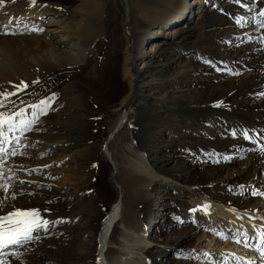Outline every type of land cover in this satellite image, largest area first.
I'll return each mask as SVG.
<instances>
[{
    "label": "bare ground",
    "instance_id": "obj_1",
    "mask_svg": "<svg viewBox=\"0 0 264 264\" xmlns=\"http://www.w3.org/2000/svg\"><path fill=\"white\" fill-rule=\"evenodd\" d=\"M118 1V4L107 2L104 8L102 0H80L74 13H81L83 18H78L77 23L75 20L73 25L68 22L70 28L60 29L55 34L44 29L45 18L50 15L56 20L58 17V23L70 19L61 13L62 8L58 4L42 0H36L34 6L31 0H6L0 4V91L5 88L12 91V84L27 82L30 87L12 97L24 107L57 93L47 115L40 116L39 123L34 126L40 131L25 133L28 142L22 137V142H33L36 149L20 151L34 153L33 156L48 153L55 158V164L69 158V166L58 173L67 184L64 189L57 190L58 204H49L44 195L17 196L15 201L0 209V214L11 210L13 203L16 207L38 208L50 220L64 218L67 221L53 227L50 235L63 236L73 232L71 241L82 242L81 248L85 246L84 253L77 251L72 255L69 252L70 256L58 249L57 254L49 253L53 243L45 240L49 235L41 233L42 238L37 241L39 247L33 243L27 245L31 251L25 252L22 260L26 264H211L207 262L208 258L215 253L216 258L210 259L215 263L246 264L248 259H255L259 264V253L254 246L248 245H255L257 230L264 229V214L261 213L264 200L262 197H246L244 200L245 197H240L243 195L237 196L236 192L230 195V191L222 190L223 179L226 178L221 174L230 165L209 168L207 164L200 163L221 155H242L249 148V159L240 170H236L235 182L255 189L264 185V152L258 150V144L240 135L241 129H255L250 135L264 144V133L260 131L264 130V97L258 95L264 92V50H261L264 45L258 40L249 42L247 39L248 36L264 35V29L256 31L251 21L254 12L264 7V0H257L251 11L243 6L249 0H240V3L216 0L214 10L208 11L203 5L211 0H125L123 4ZM92 4L96 7L91 8L89 5ZM119 11L125 38L114 56L117 63L112 65L109 76L102 82L95 78L87 79L96 92L112 101L111 107L118 113L114 127L108 131L106 146L101 151L111 163L112 188L109 195L97 183L99 151L92 132L84 131L78 137L59 141L56 131L58 125L67 119L69 107L63 108L58 93L64 91L66 84L80 77V69L90 64L97 48L103 47L108 33L104 27L111 24L110 19ZM135 11L140 14L141 22L135 18ZM238 17H245L243 26L236 24ZM176 22L178 24L172 27ZM88 23L86 30L82 26ZM32 27L43 31L27 30ZM5 31L15 34L5 35ZM32 45H36L41 54L31 50ZM204 56L217 67L227 65L241 75L202 68L206 66ZM39 57L42 64L37 63ZM140 60L141 66L137 67ZM208 70L212 75L205 78L203 74ZM37 78L41 84L32 86L31 81ZM200 79L206 81L199 87L208 85L209 89L195 93L199 88L196 81ZM118 83L121 89L117 88ZM33 91L38 95L29 94ZM20 101L26 103L20 104ZM217 101H223V104L214 107ZM87 106L94 110L95 104L88 103ZM132 114L138 120L135 142L117 153V160L124 162L122 167L127 171L130 191H126L117 182L120 169L110 145ZM91 119L95 121L93 116ZM233 131L236 136L231 135ZM165 132L173 133L167 137L171 138L170 141L163 138ZM168 151L172 152L167 155ZM28 158L32 161V157ZM11 168L16 175L24 170L19 166ZM35 168L31 167L29 171L33 172ZM168 188L179 195L176 203L179 221L190 217V220L202 219L203 223L180 231L173 227L168 238L162 234L150 236L147 227H152V230L160 228L159 217L163 218L164 224L167 223L164 219L166 210L162 205L158 206L157 200L168 194ZM33 189L37 188L33 186ZM137 193L141 194V202ZM90 201L98 202L100 210L93 220L88 221L84 206ZM46 208L51 211L45 213L43 210ZM130 216L136 221L130 220ZM118 222L124 225L121 244L116 255L111 257L110 239ZM231 224H234L236 236L247 233V237L243 240L236 237V242L229 247L223 234L225 231L219 233L216 230H225ZM205 226L213 231L215 238L203 244L208 238ZM89 242L92 247H89ZM220 256L224 258L219 260Z\"/></svg>",
    "mask_w": 264,
    "mask_h": 264
},
{
    "label": "rangeland",
    "instance_id": "obj_2",
    "mask_svg": "<svg viewBox=\"0 0 264 264\" xmlns=\"http://www.w3.org/2000/svg\"><path fill=\"white\" fill-rule=\"evenodd\" d=\"M4 1H6V0H4ZM42 1L58 4L59 8L60 7L62 8L61 13H63V15L65 13L70 17V19H66L65 21H60L58 23V22H56V20H59L58 17L56 20H54L56 17L53 18L50 15H48V17L45 18L46 27H44V29H48L49 31H51V33L55 34V33L60 32V29L61 30L68 29V28H70L71 24L73 25V22L75 20H76L75 23H77L79 21V19L81 20L83 18V15L81 13H80L81 15L79 13H74V9L76 8V6H78L81 3L80 0H42ZM113 1L116 2V4L119 3L118 0H102V2L105 3V4H103V7L105 8L107 6L106 5L107 2H113ZM120 1L122 4L125 3V0H120ZM134 1L136 2V0H134ZM89 6L91 8L96 7L93 4L89 5ZM215 6H216V0H211V2L209 1V3L207 5H203V7H205V9H206L205 11H208V9L214 10ZM134 10H136V9H134ZM134 14H135V18L137 20L139 19L138 21L141 22L142 19L140 18L141 17L140 14L136 11L134 12ZM49 19H53V20H51L49 22ZM110 20H111V24H108V26L106 25L104 27L105 29L107 28V31H108L107 35L105 36L104 45L102 48H100V50H99V48H97L96 51L94 52L95 53L93 55L94 61L92 60L87 67L81 68L80 69V77L78 79L73 80L72 83L66 84L64 86V91L61 90L60 93H58L59 99L62 98L61 100L63 101L62 102L63 108L69 107V111H68L67 119L63 122V124L61 123L58 125L59 129L56 131L57 135L61 139L59 141H64L65 139L68 140L69 138H72V137H78V135H81L84 131L92 132V134L94 135V140L98 144V151H99V156L96 160V164L99 168V174H98V178H97L98 182L97 183H98V185H100L102 187L104 192H107L109 195L111 194V188H112L110 185L111 163L109 161H107V159L104 157L105 155L101 151L104 147L106 137L109 133L108 131H110L116 123L118 113L114 110L113 107H111V105H113L111 103L112 101H108L107 98L105 97V95H103L102 93L96 92L89 85L87 79L88 78H95V79H99L100 82H102V79L109 76L108 71L112 67V65L117 63V60L115 59L114 56L116 54V50L118 49L119 44L123 43L124 42L123 38H125V35H123V32H122L123 31V24H122L121 12L119 11L118 15L115 16L114 18L110 19ZM68 22H72V23L70 24ZM90 23H92V21ZM119 23H121V25ZM177 24H178L177 22L174 23L172 27H175ZM65 25L66 26L69 25V26L66 27ZM111 25H113V26H111ZM88 26H89V23L87 24V26L83 25L82 27H84V29L87 30ZM113 28L114 29L116 28V29L114 30ZM33 48H35V49H33ZM30 49L33 50L34 52L38 51L39 52V53L37 52L38 54H41L40 52H42L41 50H38V47L36 45H35V47H34V45H32L30 47ZM34 52L32 54H34ZM22 53H23V50H22ZM39 59L40 60L37 63L40 62V64H42V58L39 57ZM204 59L209 60V58H207V56H204ZM204 65H206L207 67L205 66L202 68L210 69L211 72L214 71L213 68L210 67L208 64H204ZM140 66H141V60L137 64V67H140ZM210 71L208 70L207 72H205L203 74L205 78H208L212 75V73ZM204 81H206V79L197 80L196 82H197L198 87ZM117 86H118L117 87L118 89H121L120 83H118ZM201 88H202V90H201ZM205 88H207V89H205ZM208 89H209L208 85H206L204 87H199V88H197L198 91L196 90L195 93H198V92L203 91V90L206 91ZM88 103H92L93 105L95 104V106L93 107L94 110H90L88 108V106H87ZM152 108H154V107H151L150 109H152ZM154 109H156V108H154ZM91 116H93L95 118V121L92 119H91V121L89 120V118ZM137 129H138V120H137L136 116L134 114H132V115H130L129 120L126 122L124 127L116 134V136L114 137V139L112 141V144L110 145V150L113 153V158H114L117 166L120 169L119 172L117 173V176H116L117 182L119 184L123 185L124 190H126V191H130L129 190L130 188H129V185L127 182V180H128L127 171L124 169L125 167H122V166H125L124 162L123 161L120 162V160H117V153L119 151L122 152V150L123 151L126 150L128 148V146L130 147L135 142L134 139H135V134L137 132ZM79 132H80V134H79ZM172 135H173L172 132H171V134H170V132H169V134L167 132H165L163 134V136H164L163 138H166L168 141H170L171 138L168 139L167 137H171ZM28 140L29 139L26 138L25 141L28 142ZM60 144H62V143H60ZM29 145H32V146L28 147V148L34 149V150L36 149V148H33L35 146V144L33 142L30 143ZM14 146L15 145H13V147ZM38 149H39V147H38ZM250 151H251V149L248 148L246 151H243L242 155H238V154H234V153H232L231 155L229 154L227 156V159H225V156H223V155H221L222 157L217 156L215 158H211V160L208 159L206 162L204 161L200 164H204V165L207 164V167H209V168H211V167L213 168L214 166L222 165V164L223 165H230L229 169L227 170L226 168H224L222 171V174H221L222 176H225L224 178L227 179V180L223 179L224 185L222 184L223 185V187H221L222 190L224 192H225V190H226V192L230 191V195L234 194L235 192L237 193L236 194L237 196H239V194L243 195L240 197H242L241 199H244L243 197H245L244 200L251 199V198H258V197L259 198L262 197V199L264 200V196L257 195V196L253 197V195H251V190L255 189V187L249 188L246 185H244L245 187L243 189H241L238 186L243 185V184H240L239 182H235V179H234L236 170H240L243 167V165L247 162V160L249 159ZM24 152H25V150H24ZM168 152L169 153H167V155H169L172 151H168ZM174 152L177 153L176 151H174ZM33 154L34 153L29 152L28 154L25 153L24 155H17L16 159L18 161L16 159L13 160L14 157H9L8 160L6 161V163H5L7 166L6 168L11 167V166H19V167L24 168V170H21V173H19V172L17 173L20 175H16V177L14 179V180H16V181H14V184L16 187L13 188L12 190L17 191V192L24 191L25 194L22 196H18V197L24 198L27 195H29L28 193H34L33 195H30V196H35V197L40 196L41 197L44 195L46 198H48L47 201H51L52 203L58 204L59 196H57L58 195L57 190L58 189L62 190L63 187L65 188L67 186V184L63 183V181L60 179V177L58 175L61 173L62 170H64V168L69 166V164H68L69 158L66 157L62 162L55 164V161H54L55 158H52L50 156V154H48V153L43 152V153L39 154L38 156H33ZM29 156L32 157V161L28 160V159H30V158H28ZM164 157L167 158V156H164ZM11 160H13V161H11ZM36 160H37V163L35 162ZM19 161H21V162H19ZM233 163H234V165H233ZM213 164H215V165H213ZM34 165L36 166V168L34 167ZM45 165H49V167H45ZM173 165H175V164H173ZM169 166H172V164H170ZM31 167L38 169V170L31 172V171H29V169H31ZM197 167H199V166H197ZM199 169H202V167H199ZM262 174L264 175V167H262ZM19 180H24L25 183L23 185H20L18 183ZM30 181L32 183H29ZM33 186H35V189L36 188L37 189L34 190ZM224 187L226 189H223ZM256 189L257 190L259 189V191H264V185H263V187H259ZM43 191H45V194H43L44 193ZM167 192H168L167 195H165L161 199L157 200L158 206L162 205V209L164 208V210H166L164 219H166L167 223L164 224L165 222H164L163 218L159 217L158 220H159V223L161 224L160 228L156 227L155 229L152 230V227L148 226L147 227V234H149L150 236L152 234H154L155 237L157 234H162V235H164L165 238H168V236L170 235L171 229H173V227H174V229H176V227H177V230L180 231L181 228L189 227L191 225L197 226V225H201L203 223L202 219L190 220V217L188 220L180 222L179 221L180 217L177 216L178 211H179V210H177L178 205H176V203L179 199L178 198L179 195H176L175 193L173 194L169 188H168ZM137 194L139 196V201L141 202L142 201L141 194L140 193H137ZM0 195H2V193H0ZM246 197H247V199H246ZM19 199L21 200V198H19ZM110 204H111V202L109 203V206H110ZM62 206L64 207L65 205H62ZM174 206H176V207H174ZM84 210L86 213L85 219L87 218L88 221L93 220L98 215V212L100 210V204L98 202H95V201L94 202L90 201V203L88 202L84 206ZM262 212L264 214V210L261 211V213ZM129 219L130 220L132 219V221H136V220H134V218L132 216H130ZM262 222L264 223V221H262ZM123 227H124V225L121 222H118L115 225L114 231H113L111 239H110V246L111 247L109 250V254L111 257H114L116 255V251L119 250V246L121 244L120 242H121V235H122ZM233 227H234V224H231L225 230H222V229L216 230L219 233L225 231L223 234L227 237L226 241L228 242L229 247H231L232 244L236 242V237L239 236V234L237 236L235 235L236 233L234 232L235 230L233 229ZM208 229L209 228L207 226H205L204 230H205V233L207 235L206 237H208L207 238L208 240L205 239L203 241V244L206 242H209V240L211 238H215L213 235V231H211V229H209V230ZM152 232H154V233H152ZM210 232H212V233H210ZM72 233L73 232H69L68 234H65L63 236H61V234H54V235L46 236L45 240H49V241H51V243H53L50 246V247L53 246V248L49 251V253L53 252V253L57 254V252H58V251L56 252L57 249L60 251H63L65 254H69V252H71V254L74 255L76 253H73V252H77V251H78L77 253H79V252L84 253L85 249L83 250V248L85 246H83V248H81L82 242H80V244H79L77 242L71 241V236L73 235ZM72 237H74V236H72ZM239 238H241L243 240L246 237L243 234L242 236H239ZM81 241H84V240H82V237H81ZM41 243H42V241H41ZM90 244H91V246H90ZM33 245H35L36 247H39V246H37V242L33 243ZM61 245L63 246V248ZM88 245H89V247L93 246V244L90 242L88 243ZM225 253L227 254V252H225ZM167 255H168V253H167ZM169 255H170V257L172 256V254L170 252H169ZM212 255H213L212 258L214 260V258H216V257H214L215 253ZM69 256H70V254H69ZM212 258L211 257L208 258L209 260L207 262H209L211 264H219L218 262L215 263V262H213V260H210ZM221 258L223 259L224 256H220L219 260ZM88 260L91 261V257H88ZM227 261H229V260H226V262Z\"/></svg>",
    "mask_w": 264,
    "mask_h": 264
},
{
    "label": "snow or ice",
    "instance_id": "obj_3",
    "mask_svg": "<svg viewBox=\"0 0 264 264\" xmlns=\"http://www.w3.org/2000/svg\"><path fill=\"white\" fill-rule=\"evenodd\" d=\"M240 3V0H236ZM4 0H0V4H3ZM36 0H31V5H35ZM257 5V0H249L248 3L244 4L245 8L250 11L253 10ZM46 6V5H45ZM245 17H238L236 19V24L243 26ZM251 21L254 22L256 26V31L264 29V7H259L258 11H255L251 17ZM32 32H42V28L32 27L27 29ZM5 35H14V32L5 31ZM248 41L258 40L261 45H264V35L257 37L248 36ZM261 50H264L262 47ZM205 64L214 68L216 71L227 72L233 76H240L239 71L233 70L232 68L225 65L223 68L217 67L216 64L211 60H204ZM11 83V82H9ZM41 82L39 78L31 81L32 86L40 85ZM30 85L25 81H20L19 84H12V91L7 88L0 91V209H3L10 202L16 200L17 196H22L25 193L23 191H13L15 187L14 178L16 177V172L11 168L5 167V163L9 157H14L17 155H24V151L21 149H26L31 147L25 142H22V137L24 134L31 131H40L39 128L34 126L39 123L40 116L47 115L51 109V103L56 99L57 93L53 92L49 96L41 98L36 103L27 104V107L19 106L17 101L12 99L19 92H23L28 89ZM32 96H37L38 93L33 91L29 93ZM260 97H264V92L258 93ZM26 102L20 101V104H25ZM223 104V101H217L214 107H219ZM30 111V115H29ZM256 131L255 129L244 130L241 129L240 135L253 143L258 144V150L264 152V144H260L258 139L250 135V132ZM264 133V130H260ZM232 136H236L237 133L233 131ZM26 140V137H24ZM15 145L14 147L12 145ZM227 159V157H225ZM49 167V165H45ZM38 169H33L32 171H37ZM18 183L23 185L24 180H19ZM29 183H32L31 181ZM243 189L244 185H239ZM33 195L34 193H28ZM251 195L253 196H264V191H259L257 189L251 190ZM49 204L52 202L49 201ZM207 207V206H205ZM45 213L51 211V209H44ZM192 211H195L193 209ZM67 222L64 218L48 219L42 215L41 210L35 207L32 208H21L16 207L11 204V210L4 214H0V264H26L22 257L25 252L31 251L27 248V245L41 240V233L45 235L51 234V229L57 224ZM223 236V234H220ZM247 237V233L244 234ZM257 243L255 245L249 244V247H255L259 253V264H264V229L257 230L256 232ZM237 242L239 239L237 238ZM247 244V239L245 240ZM23 250V251H22ZM205 255H210L205 253ZM14 258V259H10ZM239 259V258H238ZM246 264H257V260L248 259Z\"/></svg>",
    "mask_w": 264,
    "mask_h": 264
},
{
    "label": "water",
    "instance_id": "obj_4",
    "mask_svg": "<svg viewBox=\"0 0 264 264\" xmlns=\"http://www.w3.org/2000/svg\"><path fill=\"white\" fill-rule=\"evenodd\" d=\"M106 143H107V142H105L104 147L106 146Z\"/></svg>",
    "mask_w": 264,
    "mask_h": 264
}]
</instances>
